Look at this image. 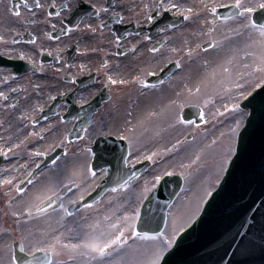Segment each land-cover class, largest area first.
Wrapping results in <instances>:
<instances>
[{
	"label": "flooded vegetation",
	"instance_id": "obj_1",
	"mask_svg": "<svg viewBox=\"0 0 264 264\" xmlns=\"http://www.w3.org/2000/svg\"><path fill=\"white\" fill-rule=\"evenodd\" d=\"M18 2L0 0V35L9 41L13 37L19 40V43L8 47L30 52L36 68L33 69L26 60L22 61L29 67L21 74L22 82L11 83L10 80L4 84L3 72L10 74V69L0 67V91L9 97L7 101L0 97V149L7 151L12 148L8 159L2 155L0 181L6 177L14 178L13 183L17 185L44 155L59 147L63 149L61 158H66L55 160L56 163L52 162L48 168L56 172L58 168L74 166L75 144L68 134L74 128L75 120L67 119L73 115L74 107L69 106L68 96L81 80L85 85L74 92L73 104L85 107L82 113L93 120L92 126L84 131L88 135L92 129L101 127L104 120L117 118L127 105L131 107L139 93L145 97L152 96L155 88L143 87L139 69L154 71L159 57L155 58L156 54L167 57L176 49L173 52L181 56L183 41L208 38L214 32L227 35L225 30L234 23L218 19L216 30L211 31L212 26L204 25L203 19L194 18L186 22L171 13H154L156 19L148 23L140 13L145 11L143 6L152 0H91L108 9L101 16L95 15L89 0H54L55 8L48 7L53 0H44L47 12L53 13L51 17L35 9V15L22 10L18 19L11 14V9ZM182 2L198 5V0ZM57 11L61 12L59 18L54 15ZM116 12L124 18L122 21L114 15ZM101 20L104 21L102 28L95 32L89 30L88 25L95 28ZM46 33L53 39L49 40ZM33 38L37 39L35 45L29 43ZM154 45H159L158 52L150 51ZM4 48L5 45L0 43V51ZM133 48H136L135 52ZM139 49L145 51L141 63ZM109 77L116 83H112ZM12 88L17 91L10 95ZM53 96L59 101L55 106V100L51 99ZM48 108L53 112L41 118L42 112ZM126 110L128 113L131 108ZM37 151L44 154L36 157L34 153ZM16 194L14 188L0 184L1 216L7 214L9 199H18ZM6 227L5 224L0 225L1 229Z\"/></svg>",
	"mask_w": 264,
	"mask_h": 264
},
{
	"label": "rangeland",
	"instance_id": "obj_2",
	"mask_svg": "<svg viewBox=\"0 0 264 264\" xmlns=\"http://www.w3.org/2000/svg\"><path fill=\"white\" fill-rule=\"evenodd\" d=\"M235 26L233 28L239 27V25ZM231 29L232 27L225 30L226 34L229 33L227 35L214 32L208 39L203 37L186 40L182 44L186 46L182 56L179 58L177 54H171L170 57L179 58L181 72L171 77L169 84L164 89L158 93L155 92V100L152 102L141 100L138 106L133 109L128 121L120 117L118 120L108 121L102 128L97 129V132L101 134L130 138L131 142L126 139L132 152V155L129 156L130 163L142 160L152 153H157L151 160L153 165L150 170L134 181L131 184V189L108 192L101 203L93 206L97 209L103 208L102 215L89 214L86 216V212L83 211L72 217H64L58 209L59 213H53L50 218L29 219L21 215L22 209L18 200L15 211L11 210V215L16 226L15 232L22 236L24 245L36 239H44V233L51 232L52 229H57L55 235L64 233L66 237H76L73 240L65 239V243H78L89 231L88 224L95 220H103L106 215L113 216L115 220L123 215L138 212L142 200L157 183L156 178H161L162 175L168 173L180 175L183 184L167 211L165 227L162 232L168 239L173 240L176 234L189 224L196 216L200 204L214 186L224 163L229 158L230 149H233L238 130L237 124L239 123L241 126L245 116V113L241 111H230L234 107L232 96L239 94V90L233 81H239L246 90H251L253 86L262 84L259 82L264 80V74L261 73H254L251 77L246 76L244 80H240L238 73L251 71V69H245L244 65L253 63L255 59L253 53H258L259 49L248 46L251 44V40L247 31L246 37L243 38L240 37L242 33L245 34L242 29L239 35ZM206 40H212V43L216 44L217 47L211 46L206 51L197 47ZM190 50L191 56L188 55ZM143 55L141 49L138 54L140 63ZM225 57H227V62L229 59L235 58L233 63L229 64L231 66L229 68L231 70L230 76L223 71V68L226 67V65H222ZM163 62L164 60L160 59L156 68L161 66ZM144 70L140 67L139 73L141 74ZM219 73L224 74L218 75L215 79V75ZM207 85H214L213 89L216 92L207 88ZM197 87L200 88L198 93L195 91ZM229 88L232 90L231 92L226 91ZM187 104L203 105L202 130L195 128L192 124L172 126L174 123L172 117L180 110L178 106ZM211 104L214 105L211 106ZM226 107H230V110L226 111ZM106 122L104 121V124ZM180 140L185 141L182 143ZM88 155V153L76 152L75 167L87 163ZM73 168H68V171L65 170L66 172L60 169L58 173L49 177H43L45 173H42L37 184L46 182L45 179L48 178L59 179L67 183V178L71 175ZM99 179L100 175L96 177L94 184L85 187L88 189L94 186ZM145 187H147V191H145ZM83 190L82 188L80 191ZM132 192L136 193V197L133 196ZM78 194L75 197L72 195L69 197L74 199L78 197ZM69 197L66 202L70 201ZM23 198L27 200L28 196ZM188 202H191L192 205L191 203L189 205ZM181 205L188 207L178 219H174L173 217ZM51 211L50 209L49 212ZM61 216L64 219L57 223ZM72 229H77L78 233L71 231ZM0 240V264H9V238L0 237ZM152 244L151 241L129 240L124 249L125 264H143L149 257V249ZM81 262L82 264H98V261L95 260L89 262L87 257H81L79 261L69 262V264H81Z\"/></svg>",
	"mask_w": 264,
	"mask_h": 264
},
{
	"label": "snow or ice",
	"instance_id": "obj_3",
	"mask_svg": "<svg viewBox=\"0 0 264 264\" xmlns=\"http://www.w3.org/2000/svg\"><path fill=\"white\" fill-rule=\"evenodd\" d=\"M91 7L95 11V15L101 16L102 13H107L108 9L102 5H97L92 3L89 0ZM49 8H55L56 5L53 2L48 4ZM63 7V5H62ZM145 11H142L140 14L144 16L145 20L148 23L154 22L157 15H163L164 13L173 14L178 20L182 18L183 21L190 22L194 18L203 19L204 25L212 26L211 31L216 30L217 20L224 21L225 23L228 20L238 22V28H232L231 30L236 32L237 35L240 34L241 29L246 30L248 36L251 40L249 47H256L259 49L258 53H253L255 59L251 64H245V69H251L244 73H238L240 80H244L246 76L251 77L254 73L264 74V16L261 19H256L255 14L257 12L264 13V0H198V5L191 6L182 2V0H152L151 3L143 6ZM35 9H40L42 13H46L48 17H51L53 13L47 12L45 8L44 0H19L11 9V14L20 18L22 16V10L35 15ZM221 10H229L226 16H220L219 13ZM56 17H61V12L57 11L54 13ZM122 21L124 18L120 16L118 12L114 13ZM63 20L61 19V23ZM104 26V21L101 20V24L97 25L95 28L92 25H88L90 31L95 32L98 29ZM55 28V24L52 25ZM67 31L71 32V29ZM161 31H167V29H161ZM20 35V33H17ZM49 40L53 39L51 34H45ZM20 41L15 37L9 41L3 35H0V43L5 45L3 51H0V57H5L7 59H18L21 61H27L32 65V68H36V64L33 62V56L28 51H17L11 49L8 45H15ZM29 43L35 45L37 39L33 38ZM213 48L217 47L216 44L211 45ZM200 47V45H197ZM134 52L136 48L132 49ZM152 52H158L159 49L152 48ZM176 51V49H173ZM43 54V53H41ZM192 52L189 51L188 55L191 56ZM51 55V53H49ZM234 57L228 60V64H232ZM171 62V61H170ZM177 68L181 67V62L179 60L175 61ZM225 73L231 75V70L227 67L223 68ZM155 71H149L148 75H155ZM15 76L8 75L3 79L4 84H8L10 80H15ZM112 83H116L115 80H112L109 77ZM75 81H73L74 83ZM236 84V88L239 90L238 95H233L232 99L234 101V107L230 110L232 112L239 111V100L240 97H243L244 100H248L249 103H252L255 100L252 90H246L244 85L240 84L239 81H233ZM124 83V81H120ZM143 87H149L146 81H140ZM264 87V85H260ZM12 92H16V88L11 89ZM191 92V90H189ZM195 91L200 92V88L197 87ZM226 91L231 92L232 90L226 89ZM0 97L5 101L8 100V96L0 91ZM251 97V99H249ZM52 100H55L56 97H51ZM175 103V102H174ZM264 104V100L261 101ZM181 111L183 105L178 106ZM40 111H43L41 108ZM254 114V113H253ZM262 119H264V112L261 113ZM46 118V117H45ZM35 119V117H33ZM172 119L174 123L172 126L177 124H194L195 121L191 119H186L180 112H176ZM199 119H204L203 112L200 113ZM63 122V121H62ZM239 123L237 128H239ZM87 131V129H83ZM51 131V129H49ZM43 138V137H41ZM119 139H129L127 136H119ZM19 147V145H16ZM175 147V146H173ZM12 151V148L9 147L7 151L0 149V155H3L5 159L9 158V152ZM44 153L37 151L34 153V156L39 157ZM230 154L234 155L235 150L230 149ZM67 155V153H65ZM129 156L132 155V152L129 151ZM157 153H152V155L145 157L147 160H153ZM139 162V161H137ZM53 163H56L53 160ZM126 164H129L130 161L125 160ZM23 167H27L24 165ZM36 169L40 168V164L35 165ZM104 177L107 176V170L102 169ZM35 171L28 173L27 184L32 185V189H29L26 193L20 185L14 184L13 179L6 177L0 184L14 188L17 196L21 197V200L18 203L21 204V215L26 216L29 219L34 218H50L53 213L58 214L59 210H63L68 216H71L72 213L69 212L64 206V199L68 193L72 194V197L79 193V199H72L69 197L70 202L73 204H83V207L86 209H92L93 205L85 201V195H91V192L87 190L86 185H92L95 182L97 177V172L87 163L74 167L71 171V175L67 178L68 182L64 183L59 179H48L46 182H41L39 185L37 182H34L32 179L35 176ZM172 175V173H168ZM101 177V178H104ZM132 177H129L131 179ZM123 177L117 175L113 181L119 188H124L128 186V180H124L123 184H120V180ZM157 181L160 177L156 178ZM25 183L21 181L20 184ZM63 184V187H61ZM73 185L75 186L76 191L73 190ZM99 187V185H95ZM118 187H113L110 189L112 192H117ZM84 191H80L81 189ZM34 189V191H33ZM147 191V187H145ZM28 196L27 200H24L23 197ZM261 207H264L262 205ZM49 209L52 211L49 212ZM64 219L63 216L60 217V220L57 223H60ZM87 219V218H85ZM140 217L138 212H133L131 215H123L117 219H113V216H104L103 220H95L93 223L88 224L89 231L84 234L83 238L79 240L78 243L68 242L65 243V239L73 240L76 237H66L64 233L55 235L57 229H52L51 232L44 233V239H36L31 241L29 244L22 246L20 251L24 253V258L17 257L14 252L9 254V264H69V262H77L81 257H87L88 261H98V264H125L124 262V249L129 240H141L145 242H153L149 249V257L143 264H161L163 259V252L165 248H170L174 240H170L165 236L164 232H157L155 235H150L148 232H140L137 230V222ZM71 231H77V229H72ZM251 231L250 218L245 216L240 222L239 226L232 232L226 234V243L228 246V251L226 256L229 255V258L226 261V264H254L255 256V247L252 245L251 241L248 239L249 232ZM10 247V246H8ZM264 251V250H262ZM119 257V258H118ZM82 264V262H81ZM224 264V262H222Z\"/></svg>",
	"mask_w": 264,
	"mask_h": 264
},
{
	"label": "water",
	"instance_id": "obj_4",
	"mask_svg": "<svg viewBox=\"0 0 264 264\" xmlns=\"http://www.w3.org/2000/svg\"><path fill=\"white\" fill-rule=\"evenodd\" d=\"M262 16H264V13L259 12V14L256 15V19L259 20ZM245 105L250 109L251 112L249 111V116L245 120L243 128L238 132L236 153L230 162L229 168L226 171L225 176L222 179L221 185L228 184L229 175L231 174L234 165L239 162L243 145L248 138V132L257 123L256 115L258 114V111L255 105H253L252 103H246ZM245 105L243 104L241 108H245ZM183 116L185 118L188 116H193V114H191V109H185ZM198 121L199 120L196 119V122ZM98 155V162L102 163V165L96 168H101L103 166H107L109 168L108 175L102 183L103 190L104 188L110 186L118 187V185L113 182L117 175L123 177V179L120 180V184H123L124 180H130L129 177H133L142 171V169H139V167H135L134 173H131L128 169H124L123 156H121V158L119 159L114 158L112 160L107 161L103 158V155L100 151H98ZM179 186L180 180L178 177L175 176L165 178L159 184L157 190L148 197V199L142 206L140 212V220L137 224L138 231L148 233H157L160 231L163 223L164 211L170 201L173 199L174 195L177 193ZM220 193L221 190L213 193L211 198L205 203L199 217L196 219V221L192 223L193 225L186 229L181 235H179L172 248L164 254L163 259L161 260V264H173L174 262H177V259H174V255L181 252V248L185 244L186 238L190 235L192 230L200 223V221H202L204 217L208 214L210 206ZM14 254L17 257L24 258V255L20 251L19 245H16Z\"/></svg>",
	"mask_w": 264,
	"mask_h": 264
},
{
	"label": "bare ground",
	"instance_id": "obj_5",
	"mask_svg": "<svg viewBox=\"0 0 264 264\" xmlns=\"http://www.w3.org/2000/svg\"><path fill=\"white\" fill-rule=\"evenodd\" d=\"M192 202V201H191ZM191 202H188L189 203V205H190V203ZM191 205H192V203H191ZM188 207V206H187ZM187 207L185 206V207H183L182 205H181V207H180V209L176 212V214H175V216L173 217L174 219H178L179 217H180V215L187 209Z\"/></svg>",
	"mask_w": 264,
	"mask_h": 264
}]
</instances>
